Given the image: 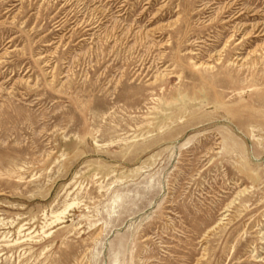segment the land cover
Here are the masks:
<instances>
[{"label":"rangeland","instance_id":"1","mask_svg":"<svg viewBox=\"0 0 264 264\" xmlns=\"http://www.w3.org/2000/svg\"><path fill=\"white\" fill-rule=\"evenodd\" d=\"M0 264H264V0H0Z\"/></svg>","mask_w":264,"mask_h":264},{"label":"bare ground","instance_id":"2","mask_svg":"<svg viewBox=\"0 0 264 264\" xmlns=\"http://www.w3.org/2000/svg\"><path fill=\"white\" fill-rule=\"evenodd\" d=\"M198 67V66H197ZM204 259V258H203Z\"/></svg>","mask_w":264,"mask_h":264}]
</instances>
